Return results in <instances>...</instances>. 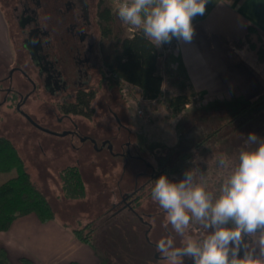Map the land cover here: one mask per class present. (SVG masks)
Instances as JSON below:
<instances>
[{
	"label": "rangeland",
	"instance_id": "obj_1",
	"mask_svg": "<svg viewBox=\"0 0 264 264\" xmlns=\"http://www.w3.org/2000/svg\"><path fill=\"white\" fill-rule=\"evenodd\" d=\"M1 1L0 81L8 82L13 65L11 52L18 49V42L14 40L13 44L11 34L16 26L11 25L10 10ZM108 1L114 10L115 0ZM120 24L130 35L129 26L121 20ZM102 36L99 21V66L92 80L95 97L90 103L94 107L90 117L67 112V105L55 103L53 97L42 92L36 100L28 98L23 102L19 111L13 105L0 106V135L17 145L32 178L54 205L57 219L70 226L97 221L94 244L101 259L108 256L118 264H164L155 242L170 228L164 229V213L152 201L148 189L156 180L154 174H166L178 182L186 170L198 168L207 174L208 188L217 189L226 173L218 168L216 158L227 153L235 160L249 133L264 139V97L252 104L253 100L239 97L236 92L216 98L205 96L167 63L162 69L163 89L157 99H144L140 89L128 83L123 84L122 92H116L101 79ZM250 38L261 42L256 32ZM167 44L158 46L162 56L167 54ZM244 47L251 56L248 63L260 70L264 79V63L256 59L248 44ZM176 75L185 83L190 103L174 115L167 100L181 93L180 84L170 82ZM247 106L248 110L240 113ZM116 116L124 119L128 128H121ZM115 135L119 137L113 138ZM106 138L115 144H106ZM127 140L132 142L129 147ZM71 165L79 166L86 182V194L80 199L65 198L61 189V170ZM15 175V170L0 172V184ZM148 177L150 182L139 195ZM134 194L140 196L137 205L121 207L123 200ZM183 261L193 264L187 257Z\"/></svg>",
	"mask_w": 264,
	"mask_h": 264
},
{
	"label": "clouds",
	"instance_id": "obj_2",
	"mask_svg": "<svg viewBox=\"0 0 264 264\" xmlns=\"http://www.w3.org/2000/svg\"><path fill=\"white\" fill-rule=\"evenodd\" d=\"M207 2L119 0L117 16L156 46L191 42L192 21ZM216 164L226 175L215 190L198 168L178 182L166 174L153 181L151 199L164 213V229L170 228L155 242L164 264H184V257L193 264H264V139L249 133L235 160L221 153Z\"/></svg>",
	"mask_w": 264,
	"mask_h": 264
},
{
	"label": "crops",
	"instance_id": "obj_3",
	"mask_svg": "<svg viewBox=\"0 0 264 264\" xmlns=\"http://www.w3.org/2000/svg\"><path fill=\"white\" fill-rule=\"evenodd\" d=\"M192 23L191 42L178 41L176 51L165 54L174 73L211 98L236 92L254 100L264 93L261 71L248 63L247 48L236 46L250 25L264 35V0H208L204 14ZM0 246L12 264H96L101 260L99 251L79 240L62 220L42 222L36 213L19 217L8 230L0 231Z\"/></svg>",
	"mask_w": 264,
	"mask_h": 264
},
{
	"label": "trees",
	"instance_id": "obj_4",
	"mask_svg": "<svg viewBox=\"0 0 264 264\" xmlns=\"http://www.w3.org/2000/svg\"><path fill=\"white\" fill-rule=\"evenodd\" d=\"M116 14L117 11L113 10L112 4L108 0H103L99 18L103 35L100 51L101 79L107 81L116 92H122L123 84L128 83L140 89L144 99H157L163 89L162 69L166 57L162 56L158 46L144 37L142 30L127 35ZM252 32H256L260 43L252 41L250 38ZM246 44L254 51L256 59L264 63V35L253 25L249 26L246 35L236 43V46L242 47ZM103 67L106 70H103ZM170 82L180 84L181 93L167 100L168 107L174 115H177L190 103V95L185 91L186 85L180 80L179 75L174 76ZM89 96L72 107L69 105L67 112L76 114L82 113L86 107L91 109L90 99L95 97V91L90 92ZM263 97L264 93L253 100L252 104ZM248 108L249 106L244 107L240 113L247 111ZM90 113L85 112V115ZM11 170H15L16 175L0 184V231L8 230L14 220L30 213H36L42 222L56 219L54 205L47 193L32 178L19 148L9 137L0 135V172ZM60 176L65 198L73 200L85 196L86 182L79 166L71 165L63 168ZM145 187H142L139 195L143 194ZM151 187L152 185L148 186L150 191ZM134 196H132L134 197L132 208L135 207L134 204L137 205L140 197L136 194ZM121 207L124 208L126 205L123 204ZM64 225L70 228L79 240L97 250L94 241L98 223L95 219L78 226H70L67 223ZM0 264H12L7 251L1 246ZM69 264L80 263L72 261ZM96 264L118 263L104 256Z\"/></svg>",
	"mask_w": 264,
	"mask_h": 264
},
{
	"label": "flooded vegetation",
	"instance_id": "obj_5",
	"mask_svg": "<svg viewBox=\"0 0 264 264\" xmlns=\"http://www.w3.org/2000/svg\"><path fill=\"white\" fill-rule=\"evenodd\" d=\"M1 2L10 10L11 25L16 26L11 36L13 44L14 40L18 42V49L12 52L9 83L0 81V106L13 105L15 111H19L28 98L34 101L43 92L53 97L55 103L60 101V104L67 105V110L69 105L72 107L90 97L89 93L94 92L92 80L99 66L100 0ZM43 102L47 103L46 100ZM89 107L91 109L86 107L82 113L76 114L91 112L85 115L90 117L94 107ZM67 115L69 113H64V116ZM116 118L121 128H128L122 122L124 119ZM73 126L77 127L75 121ZM117 137L115 135L113 138ZM92 141L96 142V139ZM110 142L115 144L111 139L106 140V144ZM125 144L129 147L132 142L127 140ZM127 152L131 153L130 150ZM160 176L155 173L153 178ZM150 179L148 177L142 187L147 186ZM134 197L123 200L124 205L132 207Z\"/></svg>",
	"mask_w": 264,
	"mask_h": 264
},
{
	"label": "built area",
	"instance_id": "obj_6",
	"mask_svg": "<svg viewBox=\"0 0 264 264\" xmlns=\"http://www.w3.org/2000/svg\"><path fill=\"white\" fill-rule=\"evenodd\" d=\"M114 3H115L114 10L117 11V7H118L119 0H115ZM128 29L130 31V34H133L134 32L140 30V29H134L132 27H129ZM177 47H178V41L175 40V39H173L170 43L167 44V46L165 48V52H167V53H173V52L176 51ZM188 105H189V103L186 106H188ZM138 112L140 114H143V110H138Z\"/></svg>",
	"mask_w": 264,
	"mask_h": 264
},
{
	"label": "water",
	"instance_id": "obj_7",
	"mask_svg": "<svg viewBox=\"0 0 264 264\" xmlns=\"http://www.w3.org/2000/svg\"><path fill=\"white\" fill-rule=\"evenodd\" d=\"M128 197V196H127ZM127 197L124 199V200H126L127 199Z\"/></svg>",
	"mask_w": 264,
	"mask_h": 264
}]
</instances>
